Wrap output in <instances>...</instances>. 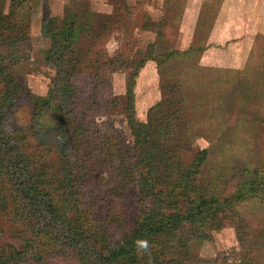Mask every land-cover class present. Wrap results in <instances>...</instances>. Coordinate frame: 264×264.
Returning <instances> with one entry per match:
<instances>
[{
	"label": "rangeland",
	"instance_id": "374dc122",
	"mask_svg": "<svg viewBox=\"0 0 264 264\" xmlns=\"http://www.w3.org/2000/svg\"><path fill=\"white\" fill-rule=\"evenodd\" d=\"M213 5L204 0H0V62L6 70L0 80L10 74L20 88L6 112V130L33 157L44 154L43 134L60 121L55 102L45 103L57 76L53 64L61 56L49 53L54 36H60L59 46L73 44L62 54L76 69L79 117L74 122L84 124L85 162L74 168L79 179L64 203L77 197L88 223L105 218L106 236L114 242L133 238L152 212L138 174L127 178L119 168L122 158L130 165L138 162L141 151L121 98L137 67V120L147 122L149 109L162 102L152 117L158 127L171 123L178 168L190 169L185 178L174 174L172 185L164 179V215H185L201 196L219 200L207 204L204 220H184L168 236L148 239L147 248L137 252V264H264V38H256L246 68L206 64L210 57L218 63L230 59L228 45L206 41ZM71 34L72 42L66 40ZM37 103L41 116L34 115ZM53 133L48 141L55 144ZM45 145L41 167L52 192L60 195L66 168L53 144ZM203 149L207 160L195 171L193 162ZM10 210L7 201L0 204V243L19 247L26 228ZM50 251L45 253L53 256ZM24 264L89 263L59 255Z\"/></svg>",
	"mask_w": 264,
	"mask_h": 264
},
{
	"label": "trees",
	"instance_id": "16d2710c",
	"mask_svg": "<svg viewBox=\"0 0 264 264\" xmlns=\"http://www.w3.org/2000/svg\"><path fill=\"white\" fill-rule=\"evenodd\" d=\"M46 24L43 27L45 31ZM75 34L66 38L71 42L75 40ZM60 36H54V49L51 55L60 53V59L54 62L57 68V76L53 80L51 96L45 103L50 105L54 101L58 109L60 121L57 127L44 132V141L39 147L44 154L40 157H33L20 143L14 139L6 130V112L14 103L15 92L20 88L6 75L3 84L2 99L0 101V204L6 201L10 207L13 218L26 228V238L19 247L10 243H0V264H24L30 260H43L58 258L59 255L71 256L74 260L84 261L89 264H124L129 261L137 264V252L139 247L137 241L152 237L169 235L179 229L184 220L192 218L205 219L207 204L219 202L217 198H210L207 201L203 196L196 206L186 210V214L173 215L167 218L163 213L165 198L163 193L166 187H162L164 179L170 178L169 184H173L174 174L185 178L190 169L178 168L177 149L172 145L171 123L156 126L153 119L155 108L162 106V102L149 109L148 121H139L136 118L135 109V85L139 69L134 70L133 77L127 83V91L122 98L123 106L126 109L128 124L135 136L136 147L140 146L138 162L130 165L125 158H122L120 167L124 168L127 178H132L135 173L139 179V186L146 198L151 200L152 212L142 218L133 238L127 242H114L111 236H106L105 228L108 226L105 218H98L93 223L83 220L84 210L77 204V197L69 199L64 203L65 194H73L75 189L74 181L79 179L74 174V168L85 162L83 158L82 138L85 132L84 124L78 120L76 112V70L74 66L64 62V55L70 53L73 44L59 46ZM62 40V39H61ZM50 58V56H49ZM5 67L0 62V77L5 73ZM14 95V96H13ZM42 107L40 103L35 105V116H41ZM54 132V133H53ZM50 133L56 136L55 144L48 141ZM39 134V133H38ZM40 136V135H39ZM53 137V136H52ZM55 147L56 155L60 160L63 171L61 187L62 194L52 192V183L46 180L47 173L42 170V160L48 149L46 143ZM198 157L194 160L195 171L206 162L207 149L199 150ZM121 156V155H119ZM181 172V173H180ZM66 183L69 184L66 188ZM170 185V186H171ZM203 219V220H204ZM109 240V241H108ZM50 249L54 255L45 253ZM158 246L153 255L161 254ZM52 256V257H49Z\"/></svg>",
	"mask_w": 264,
	"mask_h": 264
},
{
	"label": "crops",
	"instance_id": "0c3cea01",
	"mask_svg": "<svg viewBox=\"0 0 264 264\" xmlns=\"http://www.w3.org/2000/svg\"><path fill=\"white\" fill-rule=\"evenodd\" d=\"M216 11L208 26L206 41L210 45H228L230 59L206 64L229 69L246 68L258 36L264 38V0H204ZM202 27V26H201ZM244 59H246L244 61Z\"/></svg>",
	"mask_w": 264,
	"mask_h": 264
},
{
	"label": "clouds",
	"instance_id": "9594fccd",
	"mask_svg": "<svg viewBox=\"0 0 264 264\" xmlns=\"http://www.w3.org/2000/svg\"><path fill=\"white\" fill-rule=\"evenodd\" d=\"M137 244L141 248H147V241H145V240H139V241H137Z\"/></svg>",
	"mask_w": 264,
	"mask_h": 264
}]
</instances>
